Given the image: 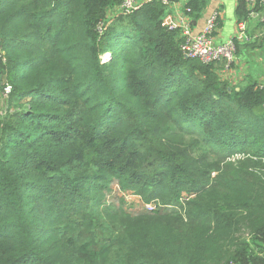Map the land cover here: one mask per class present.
Wrapping results in <instances>:
<instances>
[{
  "label": "trees",
  "instance_id": "obj_1",
  "mask_svg": "<svg viewBox=\"0 0 264 264\" xmlns=\"http://www.w3.org/2000/svg\"><path fill=\"white\" fill-rule=\"evenodd\" d=\"M121 1L0 0V264H264V87Z\"/></svg>",
  "mask_w": 264,
  "mask_h": 264
},
{
  "label": "crops",
  "instance_id": "obj_2",
  "mask_svg": "<svg viewBox=\"0 0 264 264\" xmlns=\"http://www.w3.org/2000/svg\"><path fill=\"white\" fill-rule=\"evenodd\" d=\"M147 1V0H142ZM189 0L172 2L164 16V24L178 22L185 14L186 4ZM240 0H202V10L186 15L194 32L201 31L208 17L214 10H220L221 19L216 33L218 42H226L235 39L237 53L233 63L218 70L219 75L240 90L250 83L264 82V21L260 17L250 15L239 20L238 7ZM245 25L242 32L240 25ZM239 34L243 37L236 38ZM245 36V37H244Z\"/></svg>",
  "mask_w": 264,
  "mask_h": 264
},
{
  "label": "built area",
  "instance_id": "obj_3",
  "mask_svg": "<svg viewBox=\"0 0 264 264\" xmlns=\"http://www.w3.org/2000/svg\"><path fill=\"white\" fill-rule=\"evenodd\" d=\"M163 4L169 6L171 0H159ZM250 10V15L255 17H260L264 21V0H245ZM142 0H122L121 4L118 6L117 14L122 13L124 15L131 14L136 11ZM191 13V8L186 7L185 14L179 19L178 22L171 23L168 25L170 30L181 29V34L183 36V42L181 44V49L185 56L188 58H198L205 63H212L216 60L227 61V67L230 66L235 60L237 53V43L235 39H229L226 42H218L216 39V33L219 28V23L221 19L220 10H214L208 17L204 28L199 32H194L191 28L190 21L186 18V15ZM106 23L101 22L99 24V32L102 33L106 29ZM240 29L243 32L245 30V25L241 24ZM243 37L239 34L236 38ZM245 37V36H244ZM109 57V53L107 54ZM261 87H264V82L261 83ZM11 91V87L7 86L5 88V96H7ZM243 157L242 154H235L230 159H237ZM154 203V202H153ZM148 203L146 208L148 210H155L157 208L156 204ZM236 264V263H231Z\"/></svg>",
  "mask_w": 264,
  "mask_h": 264
},
{
  "label": "rangeland",
  "instance_id": "obj_4",
  "mask_svg": "<svg viewBox=\"0 0 264 264\" xmlns=\"http://www.w3.org/2000/svg\"><path fill=\"white\" fill-rule=\"evenodd\" d=\"M107 56H108L107 54L103 55L104 61L106 59H109L110 55L109 57ZM7 103H8L7 98L3 96V94L0 92V115L4 113ZM205 149H208V148H205ZM203 152H206V151L203 150ZM203 152L202 150L197 151L196 154L199 155V154H202ZM112 187L113 189L111 191H108V193L106 194V200H108L110 204H113L114 206H120L122 200H124L125 201V204L123 202L124 208L128 209L131 212L148 211V209L145 207L146 204L148 203H143L140 195L134 194L131 192H122L120 189V186H118L117 183H114ZM149 203H152V202H149ZM161 206L162 207H157V209L161 211L179 210V208L175 206H167V205H161ZM90 237L87 238V240H90L91 239Z\"/></svg>",
  "mask_w": 264,
  "mask_h": 264
},
{
  "label": "water",
  "instance_id": "obj_5",
  "mask_svg": "<svg viewBox=\"0 0 264 264\" xmlns=\"http://www.w3.org/2000/svg\"><path fill=\"white\" fill-rule=\"evenodd\" d=\"M187 57V56H186ZM188 58V57H187ZM1 63H0V78L2 77V70H1Z\"/></svg>",
  "mask_w": 264,
  "mask_h": 264
}]
</instances>
